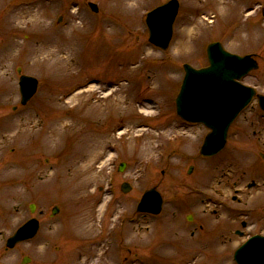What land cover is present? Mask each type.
<instances>
[{
    "label": "rangeland",
    "instance_id": "374dc122",
    "mask_svg": "<svg viewBox=\"0 0 264 264\" xmlns=\"http://www.w3.org/2000/svg\"><path fill=\"white\" fill-rule=\"evenodd\" d=\"M167 1L0 0V52L11 47L0 57V264H235L236 248L264 236L256 101L210 159L198 156L208 130L174 108L182 65L205 67L212 42L255 56L242 83L264 96V0H231L237 14L227 17L225 0H176L163 52L147 42L144 19ZM17 68L38 81L25 106ZM150 188L163 200L157 216L135 211ZM30 217L38 235L5 250Z\"/></svg>",
    "mask_w": 264,
    "mask_h": 264
},
{
    "label": "water",
    "instance_id": "95a60500",
    "mask_svg": "<svg viewBox=\"0 0 264 264\" xmlns=\"http://www.w3.org/2000/svg\"><path fill=\"white\" fill-rule=\"evenodd\" d=\"M88 7L97 12V6L88 3ZM178 3L171 0L151 11L146 18L149 32L148 41L165 51L172 36V24L176 17ZM264 14V10H263ZM208 66L194 69L183 65L184 77L175 100L176 114L184 121L202 123L211 132L205 137L200 155L211 157L222 150L229 125L241 109L253 96V91L237 83L249 71L255 70L257 64L250 56L240 57L223 50L219 43L209 44L206 48ZM20 73V69H17ZM20 103L25 105L35 94L37 80L20 75L18 80ZM259 106L264 109V97L257 96ZM121 171V169H120ZM126 183L121 185L122 193L130 191ZM162 200L159 193L152 188L144 192L137 212L158 214ZM34 211V206H30ZM57 208H53L55 214ZM39 225L31 219L18 228L6 241V248L12 249L16 244L32 239ZM237 264H264V237L255 236L241 246L234 254ZM24 258L22 264L28 263Z\"/></svg>",
    "mask_w": 264,
    "mask_h": 264
},
{
    "label": "bare ground",
    "instance_id": "6f19581e",
    "mask_svg": "<svg viewBox=\"0 0 264 264\" xmlns=\"http://www.w3.org/2000/svg\"><path fill=\"white\" fill-rule=\"evenodd\" d=\"M237 3H233L231 0H225L224 4H223V13L225 14V16H235L237 14ZM11 49L8 48L7 50H3L2 52H0V57L5 53V51L9 52V50ZM9 56V55H8ZM127 109H130L129 107Z\"/></svg>",
    "mask_w": 264,
    "mask_h": 264
},
{
    "label": "flooded vegetation",
    "instance_id": "af4514ba",
    "mask_svg": "<svg viewBox=\"0 0 264 264\" xmlns=\"http://www.w3.org/2000/svg\"><path fill=\"white\" fill-rule=\"evenodd\" d=\"M253 164H254V163H253ZM253 164H252V166H253ZM254 185H255L254 182H252L251 184H248L247 188H248L249 186H250V187H254ZM250 187H249V188H250ZM235 193H237V192H235ZM232 199H233V200H236V197L233 196ZM42 215H43V213L40 212L39 216L42 217ZM44 215H45V214H44ZM49 218H52V217L49 216ZM243 223H244V222H241V223H240V227H241L243 230H246V229H247V225L244 224L245 226L243 227ZM198 227H199V228H202V226H200V225H199ZM237 232H238V231H235V235L240 236V237L243 236V233H242V232H240V231H239L238 233H237Z\"/></svg>",
    "mask_w": 264,
    "mask_h": 264
}]
</instances>
